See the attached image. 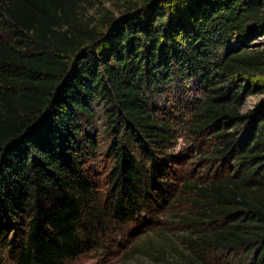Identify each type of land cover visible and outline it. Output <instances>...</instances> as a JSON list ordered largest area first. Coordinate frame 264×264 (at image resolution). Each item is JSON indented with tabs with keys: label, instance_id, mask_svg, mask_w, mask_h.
Wrapping results in <instances>:
<instances>
[{
	"label": "trees",
	"instance_id": "16d2710c",
	"mask_svg": "<svg viewBox=\"0 0 264 264\" xmlns=\"http://www.w3.org/2000/svg\"><path fill=\"white\" fill-rule=\"evenodd\" d=\"M84 1L0 0V264H70L180 201L194 228L165 263L264 264V102L242 111L264 0H144L99 25ZM181 133L209 177L177 185Z\"/></svg>",
	"mask_w": 264,
	"mask_h": 264
},
{
	"label": "rangeland",
	"instance_id": "374dc122",
	"mask_svg": "<svg viewBox=\"0 0 264 264\" xmlns=\"http://www.w3.org/2000/svg\"><path fill=\"white\" fill-rule=\"evenodd\" d=\"M144 0H85L81 6V12L85 20L99 25L109 15L121 17L126 15L129 8L142 5ZM6 34V33H5ZM251 47L256 48L264 44V34L256 35L251 40ZM251 93L245 98L242 106L243 112L257 109L264 102V74L258 75L252 82ZM91 125L96 128L101 143V151L97 158L92 162L96 166L100 185L104 184L105 168L101 167L104 162V145L107 143L105 132V121L103 113L98 112ZM206 142L197 144L189 138L188 134L181 133L173 144V152L177 155L187 153L188 157L184 164L179 166L174 164L179 172H176L177 185L182 178L198 180L199 178L209 177L215 169L214 165L205 161L203 148ZM101 153V154H100ZM103 168V169H102ZM95 171V172H96ZM182 173V176L181 174ZM178 174V175H177ZM189 199H194V194L187 193ZM195 210L190 202L180 201L171 204L165 211L150 214L151 221L148 225L109 227L105 234H102V246L86 255L80 256L70 264H168L162 259L160 248L168 250L166 236L171 237L179 243L182 236L193 230V226L183 224L179 221L181 214H188ZM149 217V216H147ZM132 233V236H131ZM154 244L155 248H150ZM171 257L176 259L178 253L171 250Z\"/></svg>",
	"mask_w": 264,
	"mask_h": 264
}]
</instances>
